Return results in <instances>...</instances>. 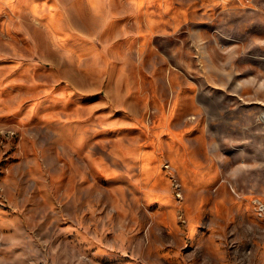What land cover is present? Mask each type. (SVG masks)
<instances>
[{"label": "rangeland", "instance_id": "obj_1", "mask_svg": "<svg viewBox=\"0 0 264 264\" xmlns=\"http://www.w3.org/2000/svg\"><path fill=\"white\" fill-rule=\"evenodd\" d=\"M264 0H0V264H264Z\"/></svg>", "mask_w": 264, "mask_h": 264}, {"label": "built area", "instance_id": "obj_2", "mask_svg": "<svg viewBox=\"0 0 264 264\" xmlns=\"http://www.w3.org/2000/svg\"><path fill=\"white\" fill-rule=\"evenodd\" d=\"M263 209H264V206H263Z\"/></svg>", "mask_w": 264, "mask_h": 264}]
</instances>
